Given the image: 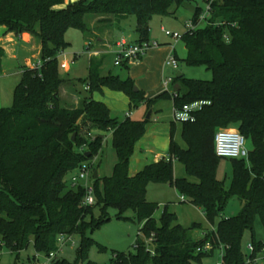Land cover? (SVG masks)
<instances>
[{"label":"trees","instance_id":"16d2710c","mask_svg":"<svg viewBox=\"0 0 264 264\" xmlns=\"http://www.w3.org/2000/svg\"><path fill=\"white\" fill-rule=\"evenodd\" d=\"M186 1L77 0L66 4L65 0H0V25L17 35L28 32L41 46V66L23 67L14 105L0 108V238L17 259L30 243L37 254L57 251L58 237L64 234L80 236L81 259L98 264L87 260V248L93 243L89 234L110 220L108 210L112 207L124 220L132 219L125 216L132 210L141 232L152 238L147 244L138 237L136 251L115 252L112 264L201 263L220 249L224 264H250L249 259L259 264L256 259L264 251V241L256 237L255 230L258 219L264 226V0H206L211 3L206 26L187 29L181 39L187 50L184 61L205 66L212 79L175 76L173 83L180 82L176 96L163 92L147 98L144 91L134 90L131 77L103 75L108 56L92 57L89 76L81 80L90 94L103 87L122 91L130 98V109L145 105L141 119L127 115L120 120L92 96L84 97L78 105H67L60 97L66 80L60 76L59 56L69 46L65 33L74 27L91 33L90 39L94 29L91 31L86 15L108 14L119 20L135 15L136 41L141 42L149 40L153 14H175ZM202 12L196 8L194 23ZM87 49H92L91 41ZM3 56L0 47V65ZM161 99H172L178 108L198 100L210 104L195 112L194 121H172L167 157L151 159L143 170L130 175L135 145L151 121L146 115ZM80 122L85 127L90 124L91 130L112 131L117 157L110 175L92 176L96 202L88 206L83 204L86 188L82 184L69 187L66 177L99 153L105 135L82 137ZM179 127L185 147L176 140ZM221 128H237L253 145L249 165L246 159L230 158L233 176L228 189L218 178L223 157L216 154L214 138ZM73 133L77 134L75 140ZM83 146L87 148L81 151ZM175 160L184 165L188 177L175 176ZM151 182L174 186L203 210L213 229L195 239L193 230L201 224L183 226L168 205L157 219L159 205L147 199ZM232 195L242 199V207L236 215L224 218L222 213ZM246 231L251 232L254 246L250 254L242 247ZM207 241L212 248L198 252ZM35 260L36 256L28 264H36ZM51 264L77 263L56 257Z\"/></svg>","mask_w":264,"mask_h":264},{"label":"rangeland","instance_id":"374dc122","mask_svg":"<svg viewBox=\"0 0 264 264\" xmlns=\"http://www.w3.org/2000/svg\"><path fill=\"white\" fill-rule=\"evenodd\" d=\"M69 3L75 2V0H69ZM77 1V0H76ZM208 2L206 0H187L180 9L175 14H153L150 20V31H149V40L157 41L160 43L159 49L165 50L170 46H175L177 53L174 55L178 56L179 67L173 69L166 65L164 68V78L175 77L178 72H182L186 77L191 79H200V80H211L212 72L208 70L205 66H191L188 65L184 58L186 57L187 51L184 47L183 41L181 39L175 40L172 37H169L166 34V31L175 32L180 35H183L186 31L187 21L191 20L196 8H202V11H205L207 8ZM86 20L93 30V23L95 27H105L112 29L114 24V16L108 14H88L86 15ZM136 23L137 19L135 15H130L125 19L118 30L115 32L121 37L127 38L129 41H136L138 39V34L136 32ZM207 21L203 20L199 23L197 28L206 26ZM108 32V31H107ZM91 33L87 34L82 32L78 28L71 27L65 33V39L69 43L68 48L61 53L59 56V71L60 76L66 81H75L73 84L77 89V94L81 99L84 97H90L89 90L86 88V84L81 82V80L86 79L89 76V58L90 51L87 49L88 37ZM104 41L101 45L98 44L96 39L92 40L93 47L101 46L94 55L99 58L103 57L109 52L110 49V38L108 35H105ZM30 48L29 45L23 44ZM156 51V50H155ZM36 50L33 51V54H36ZM150 52V51H149ZM160 55V54H159ZM35 57V56H34ZM30 58L33 60L31 66H36L40 58H32L31 55L26 54L22 51L20 59L12 66V69L7 70L0 79V95L2 100L1 107H12L14 105V91L16 86L22 79V69L26 64V59ZM106 60V68L103 69V75L112 73L114 75H119L121 78H127L130 74L129 71L123 66L114 65V55H108ZM160 62V63H159ZM149 67L148 75L149 81L152 84H156L154 92L157 90H163V82L160 81V76L162 74L161 70V61L160 59L154 64H147ZM65 81V82H66ZM142 83H137L136 86H139ZM180 82L172 83L170 87H179ZM67 84L62 85L63 90H67ZM168 92V91H165ZM170 93V92H168ZM65 95V93H64ZM72 96L63 97V102L65 104H70L72 102ZM81 101V100H80ZM104 102V101H103ZM105 103V102H104ZM107 104V103H106ZM108 105V104H107ZM112 108V115L120 120L124 119L127 114H130V117L133 119H141L144 117L143 112H136V108L128 110V102L125 98L119 100L116 104L110 105ZM0 107V108H1ZM138 108V107H137ZM150 110H154L153 118L159 114L160 120L158 123L170 122L173 113V101L172 99H161L158 101L154 107ZM149 113V112H148ZM147 113V115H148ZM146 115V116H147ZM152 123L149 122L147 127ZM79 126L81 129V136L85 138H92L94 135L103 134L105 139L100 149L99 153L89 162L92 168V174L94 177L95 171L98 172L99 176H108L112 173L114 164L116 163L117 157L115 150L112 147V131L102 132L99 130L89 129L90 126L86 127L80 122ZM179 126V124H178ZM236 129L237 128H232ZM91 132H88V131ZM92 133V134H90ZM76 133H73L74 139H76ZM92 135V136H91ZM176 140L185 147L186 144L181 137L180 127L176 132ZM167 147L161 151L164 153L163 157H167L168 152V143ZM246 146L249 150L252 149L253 145L251 141L246 140ZM87 147L83 146L80 148L81 151L86 150ZM151 160V158H150ZM247 165L248 160H247ZM74 173H69L66 177L69 187L74 186L71 178ZM174 174L177 177H188L184 165L175 160L174 161ZM233 176V169L230 158H222L219 169H218V178L224 182L226 189L230 187ZM190 180L196 181L195 178L190 177ZM93 178L89 179V183L92 184ZM85 184V183H82ZM78 185H75V187ZM147 199L151 202H155L159 205V208L155 214V217L158 219L164 210V206L168 205L169 210L176 214L177 222L183 226L189 228L194 223H200L193 230V233L197 232L199 234L200 230L206 229L209 225L201 208L195 206L188 201V198H185V202L181 199V194L169 183H155L151 182L147 188ZM243 201L238 195H232L228 200V203L222 213V217H230L236 215L240 208L242 207ZM96 215L98 214V208L95 210ZM108 214L110 220L105 222L100 228L90 232L89 236L93 239V243L87 248V260L94 261L98 264H112V258L115 252H126L134 253L136 251L135 242L140 237L147 244L151 242V236L147 237L141 232V223L134 219V212L128 210L125 213V216L132 219L124 220L117 217V209L109 208ZM256 237L264 241V226L261 224L260 220H257L256 223ZM195 235V234H194ZM204 236V235H203ZM201 236V238L203 237ZM199 236H196V239H201ZM251 243V232L246 231L242 238V247L243 251L246 254H250L249 244ZM74 244V245H73ZM81 244V237L78 235L71 236L65 243L58 244V258L67 259L71 263L77 264H86L87 261L81 259L79 255V249ZM1 258L0 264H28L34 256H36V264H41L46 261V257L43 254H37L32 243L29 246L22 250L19 258L15 253H12L7 247H3L0 250ZM257 262L259 264H264V251L261 252L257 257ZM221 260L220 251L216 250L213 255L205 257L201 263L194 262L193 264H216Z\"/></svg>","mask_w":264,"mask_h":264},{"label":"crops","instance_id":"0c3cea01","mask_svg":"<svg viewBox=\"0 0 264 264\" xmlns=\"http://www.w3.org/2000/svg\"><path fill=\"white\" fill-rule=\"evenodd\" d=\"M76 1V0H75ZM70 1L65 0V3L68 4ZM127 19V18H126ZM125 19L119 20L118 18L114 17V24L112 29H108L105 27H95V23H93V35L91 36L88 41H91L95 38L96 41L98 42L99 45L102 44L104 41L105 35H108L110 38V49L109 52L104 55H113L112 49L115 47L116 41H118L121 36L118 35L115 31L120 28L121 23ZM108 31V32H107ZM176 40V39H175ZM182 40V39H181ZM177 41V40H176ZM30 46L28 48L27 46L23 45L26 44ZM101 43V44H100ZM93 44V43H92ZM184 44V43H183ZM0 47L3 48L4 50V56L2 58V63L0 65V77L3 75L7 70L12 69V66L20 59V55L22 54V51H24L26 54L31 55L32 58H40V49L41 46L37 39L33 37L31 34L28 32H23L20 35H17L14 31H11L6 27L5 25H0ZM101 46L93 47L90 50V58L89 61L92 57L99 58L98 56L94 55L96 51L100 48ZM185 47V45H184ZM186 49V48H185ZM37 51L36 54H33V51ZM156 50V51H155ZM187 51V50H186ZM176 54V47L175 46H170L166 48L165 50H160L159 47L153 48L148 52L143 58L136 64L129 66L130 68L128 69L129 71V77L134 79L135 84L137 83H142V86H139V90H142L145 92V95L147 98L155 97L158 96L159 94L165 92L164 89L162 90H157V92H154L156 88V84H152L149 81V75H148V69L149 67L147 64H154L156 63L157 60L160 59L161 61V70L163 71L164 68L166 67V59L170 54ZM160 54V55H159ZM35 56V57H34ZM176 57H178L176 55ZM26 59V64L25 66L28 67H34L31 66V60L30 58H25ZM108 58H106L107 60ZM106 60L103 65V69L106 68ZM179 60V59H178ZM40 61V59H39ZM38 61V62H39ZM160 63V62H159ZM116 66V65H115ZM118 67V66H117ZM23 71V69H22ZM183 74L182 72H178ZM1 79V78H0ZM164 71L162 72L160 76V81L164 80ZM76 81V80H75ZM75 81H66L65 83L67 84V90H63L62 87L60 88V97L63 99V97H68L72 96V102L67 105H78L81 97H79L77 94V89L73 85L75 84ZM87 86V85H86ZM88 88V86L86 87ZM178 87H172L171 89L176 90ZM65 93V95H64ZM92 97L97 100V101H104L105 104L112 110L110 105L116 104L119 100H122V98H125L128 102V110H130V98L122 91H117V90H112L108 87H103V90L101 92H94L92 94ZM173 101V100H172ZM2 100H1V95H0V107ZM174 107V104H173ZM136 112H143L145 115L146 113V107L144 104H140L138 108H136ZM131 111V110H130ZM150 111V110H149ZM148 111V112H149ZM151 125L146 128V134L143 138H141L135 145L134 153L131 158L130 162V169L129 173L130 175H134L135 173L141 171L144 169L146 164L149 162L150 158L153 159L154 161H158L163 157V152L161 151L162 149H165L166 143L170 145V130H171V123L174 120L173 113H172V120L170 122H163V123H158L160 120L159 114L156 115L155 118H153V113L154 110H151ZM130 116V114H129ZM150 121V122H151ZM169 149V147H168ZM182 197V196H181ZM186 200V199H185ZM184 200V202H185ZM203 211V210H202ZM204 214V213H203ZM205 216V215H204ZM209 224V223H208ZM213 229L212 225H208L206 229L200 230L199 234L197 232L193 233V237L196 239V236H201L205 235L208 231H211ZM195 234V235H194Z\"/></svg>","mask_w":264,"mask_h":264},{"label":"built area","instance_id":"2783aa9c","mask_svg":"<svg viewBox=\"0 0 264 264\" xmlns=\"http://www.w3.org/2000/svg\"><path fill=\"white\" fill-rule=\"evenodd\" d=\"M210 10H211V3L209 2L206 10L200 14L197 23H194L192 19L187 21L186 30L196 29L199 23L203 20H206L207 17L210 15ZM166 34L169 37H172L176 40L182 38V35L175 32L166 31ZM159 46L160 43H158L157 41L146 40L141 42L138 41L132 42L125 37H121L118 41H116L115 47H113L112 49V53L114 55V65L116 66L134 65L138 63L143 58V56H145L151 49L157 48ZM165 63L167 66L173 69H177L179 67V60L173 53L167 57ZM36 66L40 67L41 62L39 61ZM173 80L174 77L165 78L163 80V86H164L163 88L164 91H168L174 96H176L177 95L176 91L171 89L170 87V85L173 83ZM208 104H210V101L198 100L189 103L182 108H178L174 106L173 107L174 120L177 122L194 121L195 112L202 109L204 105H208ZM214 143H215L216 154L220 157L243 158L246 160H248L249 158V149L246 146V140L239 130L232 128L218 129L215 134ZM92 176L93 174H92L91 165L88 162H84L81 164V166L78 168V170L73 174L71 178L73 185H80L82 183H85L82 185L86 188V195L83 201V204L86 206L93 205L96 202L93 191V185L89 183V179L92 178ZM181 199L184 201L185 197L182 196ZM70 237L71 236L61 234L58 237V244L65 243L68 239H70ZM3 247H5V245L2 238H0V250H2ZM211 248H212V244L210 243V241H207L202 247H199L197 251L198 252L209 251ZM249 249H250V253L253 252L254 246L252 245V243L249 244ZM58 250L59 249L45 256L46 261L41 264H51L52 260L57 257ZM219 251H220L221 260L216 264H224L223 261L224 251L223 249H220ZM0 258H1V253H0ZM257 260L258 259H256V261ZM248 262L252 264L251 259H249Z\"/></svg>","mask_w":264,"mask_h":264},{"label":"water","instance_id":"95a60500","mask_svg":"<svg viewBox=\"0 0 264 264\" xmlns=\"http://www.w3.org/2000/svg\"><path fill=\"white\" fill-rule=\"evenodd\" d=\"M181 75H182L181 73H178V74H177L178 77H180ZM134 90H135V91H138L139 88H138L137 86H135V87H134ZM151 112H152V111L150 110L149 113H148V115H147V118H150ZM72 139H74V136L72 137ZM88 154H89V153H87V155H88ZM97 177H98V172L95 171V173H94V178H97Z\"/></svg>","mask_w":264,"mask_h":264}]
</instances>
